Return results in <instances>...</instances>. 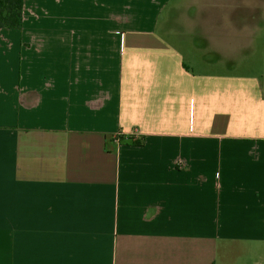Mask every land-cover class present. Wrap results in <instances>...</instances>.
I'll list each match as a JSON object with an SVG mask.
<instances>
[{
    "label": "crops",
    "instance_id": "crops-1",
    "mask_svg": "<svg viewBox=\"0 0 264 264\" xmlns=\"http://www.w3.org/2000/svg\"><path fill=\"white\" fill-rule=\"evenodd\" d=\"M263 33L264 0H25L0 264H264Z\"/></svg>",
    "mask_w": 264,
    "mask_h": 264
},
{
    "label": "trees",
    "instance_id": "trees-1",
    "mask_svg": "<svg viewBox=\"0 0 264 264\" xmlns=\"http://www.w3.org/2000/svg\"><path fill=\"white\" fill-rule=\"evenodd\" d=\"M25 0H0V29H20L24 22ZM134 145H142L134 139Z\"/></svg>",
    "mask_w": 264,
    "mask_h": 264
},
{
    "label": "rangeland",
    "instance_id": "rangeland-1",
    "mask_svg": "<svg viewBox=\"0 0 264 264\" xmlns=\"http://www.w3.org/2000/svg\"><path fill=\"white\" fill-rule=\"evenodd\" d=\"M242 72L245 74H254L258 76L264 74V33L261 39L258 40L256 49L254 53L249 57L248 63L245 64L242 68ZM231 258L232 260H229L228 264H255V262L253 261L254 258L250 254L243 257L237 256L236 259H234V256H231ZM219 264H227V261L224 258Z\"/></svg>",
    "mask_w": 264,
    "mask_h": 264
}]
</instances>
